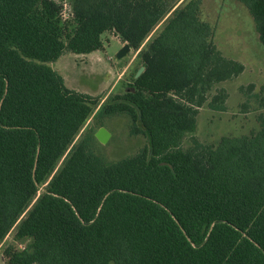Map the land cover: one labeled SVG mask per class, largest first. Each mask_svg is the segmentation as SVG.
<instances>
[{"label":"trees","instance_id":"trees-1","mask_svg":"<svg viewBox=\"0 0 264 264\" xmlns=\"http://www.w3.org/2000/svg\"><path fill=\"white\" fill-rule=\"evenodd\" d=\"M177 1L0 0L5 264H264V91L239 87L244 110L262 109L257 128L214 144L193 135L199 108L226 109L218 85L244 65L218 48L200 0ZM237 1L264 50V0ZM105 32L139 60L126 87L68 88L51 64L102 49ZM118 115L147 144L108 162L85 124Z\"/></svg>","mask_w":264,"mask_h":264},{"label":"rangeland","instance_id":"rangeland-1","mask_svg":"<svg viewBox=\"0 0 264 264\" xmlns=\"http://www.w3.org/2000/svg\"><path fill=\"white\" fill-rule=\"evenodd\" d=\"M63 2L67 11L68 0ZM177 0H168L173 3ZM188 0H179L177 5ZM201 18L215 27L214 41L222 53L240 61L243 71L236 77L220 82L228 94L224 111L211 110L207 106L199 108L196 119V130L193 133L203 143H217L222 136L246 134L257 128L256 114L261 111L257 102L250 100L249 108L245 110L241 103L245 100L240 86L253 85L252 93L264 91V50L258 39L255 23L248 8L237 0H200ZM160 24L155 28H160ZM103 48L87 54L66 53L51 66L64 78L68 88L106 97L109 92H120L126 87L131 75L139 65L136 53L130 49L121 58L118 51L123 47L121 40L113 33L102 34ZM148 39V38H147ZM129 120L125 115H118L104 120V127L110 136L105 143L98 140L95 148L106 161H114L133 154L139 147L147 144L144 136L130 135ZM92 125L95 131L97 125L91 119L85 124ZM189 136L183 140V147L189 145ZM27 240L18 242L21 248ZM13 243L12 235L8 234L0 246V264H5L2 248ZM16 243V242H14Z\"/></svg>","mask_w":264,"mask_h":264},{"label":"water","instance_id":"water-1","mask_svg":"<svg viewBox=\"0 0 264 264\" xmlns=\"http://www.w3.org/2000/svg\"><path fill=\"white\" fill-rule=\"evenodd\" d=\"M131 49L130 45L128 43H124L123 47L118 51L117 57L121 58L124 55H126L129 50ZM144 67L140 66L138 70L135 73V77H138L140 73L143 71ZM95 138L100 142V143H105L107 139L110 136V133L102 126H100L94 133Z\"/></svg>","mask_w":264,"mask_h":264}]
</instances>
